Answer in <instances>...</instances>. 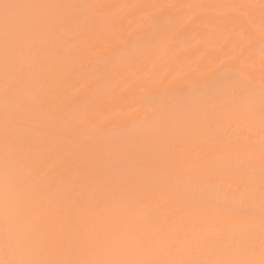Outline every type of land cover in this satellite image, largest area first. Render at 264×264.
<instances>
[{
	"label": "bare ground",
	"instance_id": "obj_1",
	"mask_svg": "<svg viewBox=\"0 0 264 264\" xmlns=\"http://www.w3.org/2000/svg\"><path fill=\"white\" fill-rule=\"evenodd\" d=\"M0 264H264V0H0Z\"/></svg>",
	"mask_w": 264,
	"mask_h": 264
}]
</instances>
